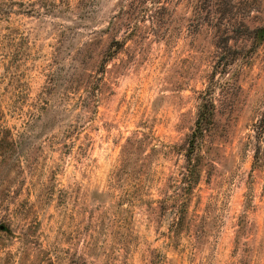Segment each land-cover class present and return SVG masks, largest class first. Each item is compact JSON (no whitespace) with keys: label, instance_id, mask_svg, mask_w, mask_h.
I'll return each instance as SVG.
<instances>
[{"label":"rangeland","instance_id":"rangeland-1","mask_svg":"<svg viewBox=\"0 0 264 264\" xmlns=\"http://www.w3.org/2000/svg\"><path fill=\"white\" fill-rule=\"evenodd\" d=\"M262 27L264 0H0V264H264Z\"/></svg>","mask_w":264,"mask_h":264},{"label":"trees","instance_id":"trees-1","mask_svg":"<svg viewBox=\"0 0 264 264\" xmlns=\"http://www.w3.org/2000/svg\"><path fill=\"white\" fill-rule=\"evenodd\" d=\"M254 43L257 45L264 41V27L258 28L253 34ZM215 113L214 104L211 99L203 97V103L200 106L198 119L195 124V129L189 139V149H188V163H189V173H191L188 187L192 188L193 184H196V177L198 168L200 166L199 158L196 153L200 149L201 143H203L207 133L210 132L211 125L213 123V117ZM182 211V210H181ZM182 218V217H180ZM0 232L8 233V228L1 225Z\"/></svg>","mask_w":264,"mask_h":264}]
</instances>
